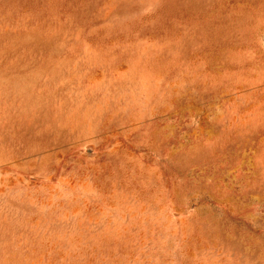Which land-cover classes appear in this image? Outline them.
Listing matches in <instances>:
<instances>
[{
    "label": "rangeland",
    "instance_id": "1",
    "mask_svg": "<svg viewBox=\"0 0 264 264\" xmlns=\"http://www.w3.org/2000/svg\"><path fill=\"white\" fill-rule=\"evenodd\" d=\"M0 264H264V0H0Z\"/></svg>",
    "mask_w": 264,
    "mask_h": 264
}]
</instances>
